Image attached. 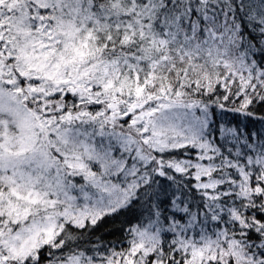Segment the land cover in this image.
<instances>
[{"label": "snow or ice", "instance_id": "1", "mask_svg": "<svg viewBox=\"0 0 264 264\" xmlns=\"http://www.w3.org/2000/svg\"><path fill=\"white\" fill-rule=\"evenodd\" d=\"M0 264H264V0H0Z\"/></svg>", "mask_w": 264, "mask_h": 264}]
</instances>
